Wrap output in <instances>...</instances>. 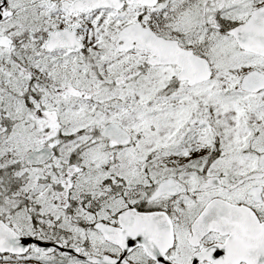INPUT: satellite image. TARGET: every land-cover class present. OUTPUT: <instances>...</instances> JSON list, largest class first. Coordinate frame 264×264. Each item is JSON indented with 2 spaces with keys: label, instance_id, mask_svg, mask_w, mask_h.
<instances>
[{
  "label": "snow or ice",
  "instance_id": "obj_1",
  "mask_svg": "<svg viewBox=\"0 0 264 264\" xmlns=\"http://www.w3.org/2000/svg\"><path fill=\"white\" fill-rule=\"evenodd\" d=\"M0 264H264V0H0Z\"/></svg>",
  "mask_w": 264,
  "mask_h": 264
}]
</instances>
